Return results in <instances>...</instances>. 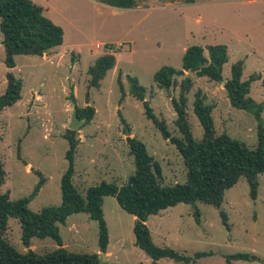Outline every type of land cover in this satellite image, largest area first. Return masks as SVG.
Masks as SVG:
<instances>
[{"label": "rangeland", "instance_id": "1", "mask_svg": "<svg viewBox=\"0 0 264 264\" xmlns=\"http://www.w3.org/2000/svg\"><path fill=\"white\" fill-rule=\"evenodd\" d=\"M33 1L64 29L63 48L46 56L16 55L12 71L23 80L22 99L0 111V153L7 172L2 191L9 192L12 200L31 196L41 172L45 181L29 203L33 211L62 202L61 178L68 166L69 148L65 134L77 106L96 109L90 123L74 130L79 139L74 183L83 194L103 180L122 185L134 173L129 136L144 142L160 163L164 184L186 181L179 150L146 116L143 102L130 93L129 77L137 78L146 88L145 99L156 115L166 120L172 134L180 136L171 102L179 95V87L159 88L154 74L163 66L181 68L189 46L227 45L224 78L231 76L234 62L244 61L243 80L260 75L252 82L250 96L264 103V0H137L140 8L121 13L98 0ZM2 39L0 27V95L6 90L9 70ZM105 53H114L117 64L99 87H90L88 70ZM185 76L194 81L187 93L194 137L200 140L204 133L193 104L200 89L206 103L214 105L217 134L226 132L255 148L258 121L253 113L232 106L225 84L192 72ZM183 77L179 76V81ZM262 118L264 122V110ZM259 181L255 199L242 177L226 190L220 208L196 202L201 223L195 219L193 205L186 203L150 215L147 225L156 245L192 257L197 252L211 253L191 263L161 258L159 264H228L227 256L237 252L256 255L257 259L232 260L231 264H264V174ZM221 209L229 216L230 230L222 221ZM103 210L110 237L106 259L100 252L98 221L85 212L73 213L65 224H59L63 246L74 252L100 253L103 264H151L150 256L136 244L135 216L112 195L104 198ZM6 237L20 252L32 249L43 254L59 247L50 237H33L31 246L26 247L21 222L15 217L9 218Z\"/></svg>", "mask_w": 264, "mask_h": 264}, {"label": "trees", "instance_id": "2", "mask_svg": "<svg viewBox=\"0 0 264 264\" xmlns=\"http://www.w3.org/2000/svg\"><path fill=\"white\" fill-rule=\"evenodd\" d=\"M115 8H134L137 0H98ZM2 44L5 49L4 62L7 68L16 67L15 56L20 54L43 56L46 52L64 42V29L47 17L43 8L33 0H0ZM111 49L112 45H107ZM229 60L228 46L225 44H208L189 46L182 59L181 68L163 66L154 74V81L159 88L179 87V95L171 99L176 113L175 124L180 136L172 134L165 119L159 118L150 102L146 100V88L139 84L137 78L129 77L130 93L143 102L146 116L152 120L165 139L170 140L179 150L186 167V181L175 184H164L162 167L150 154L144 142L136 137H127L130 153L134 156L135 171L126 183L118 185L115 181L103 180L91 185L83 194L74 183L75 158L79 145L76 131L68 130L65 134L69 142L66 152L68 166L61 178L62 202L59 205L45 206L39 211L29 208L34 195L41 189L45 177L41 172L40 181L33 194L17 200L10 198L9 192H3L7 172L0 153V264H103L100 253H81L68 250L63 246L59 224H65L73 213L85 212L99 224L100 252L106 253L109 245V228L105 220L103 203L106 196L116 197L119 205L135 216L134 234L136 244L151 258V264H159L161 258L178 262L191 263L196 258L210 255L197 252L194 257L178 252L166 246L161 247L153 242L152 233L147 225L150 215L175 206L179 203L192 204L194 216L201 223V211L196 202L221 207L226 190L236 185L245 177L253 199L259 190V176L264 174V122L262 112L264 103L257 102L250 96L252 82L260 79L259 74H252L243 80L244 61L232 64L231 76L224 78L223 69ZM117 64L114 53L99 56L90 66V87H99L100 81ZM186 72L195 73L198 77L210 80H225V88L232 106L253 113L258 121V143L250 148L243 141L233 138L228 133L217 134L213 119L214 105L206 103L202 90H197L194 100V112L198 117L204 133L200 140L194 137L188 118V98L194 85ZM179 76H184L180 81ZM7 87L0 95V111L12 106L22 99L23 80L12 70L7 71ZM124 92L122 81L119 79ZM77 115L90 123L96 109L92 105L76 107ZM124 121V119H123ZM2 136L0 135V141ZM222 221L231 229L229 216L224 209L220 210ZM10 217L20 220L22 242L31 246L33 237L54 239L59 247L46 253L32 249L20 252L6 237ZM257 256L237 252L227 256L228 264L232 260H256Z\"/></svg>", "mask_w": 264, "mask_h": 264}, {"label": "water", "instance_id": "3", "mask_svg": "<svg viewBox=\"0 0 264 264\" xmlns=\"http://www.w3.org/2000/svg\"><path fill=\"white\" fill-rule=\"evenodd\" d=\"M116 11H121L120 9H117ZM223 84L226 83L225 80L221 81ZM85 124V119H81L78 117L77 115V111L76 109H74V113H73V118L72 121L69 125V129L70 130H77L80 126ZM127 134H131V132L129 130H127ZM102 256L106 259V253H102Z\"/></svg>", "mask_w": 264, "mask_h": 264}, {"label": "crops", "instance_id": "4", "mask_svg": "<svg viewBox=\"0 0 264 264\" xmlns=\"http://www.w3.org/2000/svg\"><path fill=\"white\" fill-rule=\"evenodd\" d=\"M106 5H107V4H106ZM108 6H110V5H108ZM111 7H112V6H111ZM136 7H139V8H140L141 5L139 4V5H137ZM112 8L114 9V12H116L115 10L120 9L121 11H118L119 13H121V12L124 10V9H122V8H115V7H112ZM63 43H64V42H63ZM61 47H62V45H60V46H58V47H56V48H54V49H52V50H56V49L58 50V49L61 48ZM62 48H63V47H62ZM52 50H51V51H52ZM51 51H49V52H51ZM49 52H46V53L44 54V56H46ZM14 68H15V67H14ZM14 68H12V69H9V68H8V69H9V70H13ZM9 70H8V71H9ZM6 79H7V78H6ZM1 141H2V140H1ZM1 141H0V142H1ZM29 165H30V164H29ZM108 252H109V251H108Z\"/></svg>", "mask_w": 264, "mask_h": 264}]
</instances>
